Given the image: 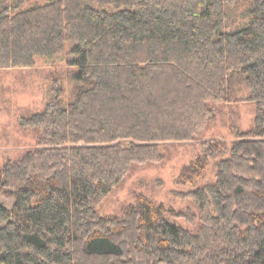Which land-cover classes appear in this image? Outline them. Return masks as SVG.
<instances>
[{
    "label": "trees",
    "instance_id": "16d2710c",
    "mask_svg": "<svg viewBox=\"0 0 264 264\" xmlns=\"http://www.w3.org/2000/svg\"><path fill=\"white\" fill-rule=\"evenodd\" d=\"M246 2L237 24L227 11ZM66 44L71 101L56 79L43 109L20 120L38 130L34 146L0 168L14 199L0 203V263L264 264V0H0V70L31 69ZM239 86L253 126L230 142L202 137ZM179 144L198 153L177 184L214 162L213 181L172 193L190 206L140 193L99 215L134 167Z\"/></svg>",
    "mask_w": 264,
    "mask_h": 264
},
{
    "label": "rangeland",
    "instance_id": "374dc122",
    "mask_svg": "<svg viewBox=\"0 0 264 264\" xmlns=\"http://www.w3.org/2000/svg\"><path fill=\"white\" fill-rule=\"evenodd\" d=\"M32 1L47 0H27ZM250 7L246 2L239 9L227 11V15L231 19L236 15L237 24H241ZM71 49L72 45L66 44V54L57 58H38L31 69L0 70V168L6 160L17 159L34 146L38 130L22 126L20 120L43 109L50 99L51 87L56 79L62 83L64 89L63 103L71 101V89L78 83L76 78L70 77V74L77 73V66L73 64L75 58L69 54ZM247 95L246 89L239 86L235 96L240 101L222 108L221 114L209 122L202 137H215L230 142L234 139V131L252 127L256 106L253 102L244 101ZM197 153L195 144L174 145L165 161L134 167L97 208L99 215L119 214L132 205L135 195L140 193L167 210H185L190 204L179 200L172 193L192 190L214 179V162L210 160L203 179L193 184L176 183L182 168L195 159ZM0 203L6 209H11L14 204V199L2 188L1 180ZM181 225L186 226L183 223Z\"/></svg>",
    "mask_w": 264,
    "mask_h": 264
}]
</instances>
